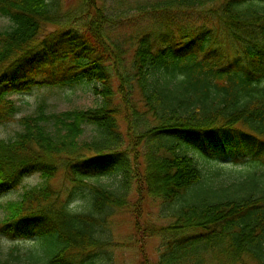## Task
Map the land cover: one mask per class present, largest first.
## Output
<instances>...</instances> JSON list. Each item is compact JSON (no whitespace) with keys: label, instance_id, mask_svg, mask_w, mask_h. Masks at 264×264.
Segmentation results:
<instances>
[{"label":"trees","instance_id":"16d2710c","mask_svg":"<svg viewBox=\"0 0 264 264\" xmlns=\"http://www.w3.org/2000/svg\"><path fill=\"white\" fill-rule=\"evenodd\" d=\"M59 7L0 0V125L19 113L7 95L36 85H92L98 104L40 103L0 139V198L41 179L0 220L33 249L0 264H115L109 220L135 184L174 219L150 230L158 264H264V0H86L64 24ZM247 164L262 170L225 172Z\"/></svg>","mask_w":264,"mask_h":264},{"label":"rangeland","instance_id":"374dc122","mask_svg":"<svg viewBox=\"0 0 264 264\" xmlns=\"http://www.w3.org/2000/svg\"><path fill=\"white\" fill-rule=\"evenodd\" d=\"M86 0H60L58 22H66L68 16L76 15L81 12ZM11 24L8 19L0 17V30L9 29ZM55 27H49L54 30ZM228 53L233 56L234 51L239 47L235 45L228 46ZM233 58V57H231ZM88 84H79L73 87L62 88L60 86H38L32 87L31 90L21 93H12L7 98L12 100L18 107L19 113L16 115V121L0 125V139L7 140L12 138L17 131L20 130L18 123L19 118L34 114L37 112V106L40 103L45 104L47 112L59 113L70 110L91 109L96 107L98 100L91 91ZM122 121V120H121ZM126 126L123 125L122 131L125 133ZM91 140L90 134L86 133L83 137ZM191 154L198 157L197 154ZM205 174L213 172L214 165L212 163H203ZM226 173L233 172L237 176H245L247 173H260L261 168L251 167L250 164L239 167H227ZM54 189L61 194V199L65 197L63 189L67 187L63 174L51 180ZM41 183L39 175H33L23 180L22 185L10 191L8 194L0 198V220L5 218L6 204L11 201H18L25 188L37 186ZM103 185L109 186L111 189L116 186V179H103ZM132 192L128 198L129 204L126 208L117 210V213L109 220V232L111 233V252L116 261L115 264H158L160 253L158 252L161 241L158 236H152L150 230L168 227L174 222V219L168 218L160 201L150 197L143 196L138 191L136 184L132 188ZM85 201L81 198L71 203L72 210L81 211L85 209ZM140 228V231L138 229ZM143 232L147 234L143 236ZM153 234V233H152ZM149 235V236H148ZM32 243L25 241H10L0 234V259L8 258L10 252L14 248H18L21 253L28 252L33 249Z\"/></svg>","mask_w":264,"mask_h":264}]
</instances>
